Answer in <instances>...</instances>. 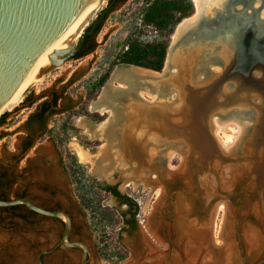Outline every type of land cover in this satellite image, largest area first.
Instances as JSON below:
<instances>
[{
	"label": "water",
	"instance_id": "1",
	"mask_svg": "<svg viewBox=\"0 0 264 264\" xmlns=\"http://www.w3.org/2000/svg\"><path fill=\"white\" fill-rule=\"evenodd\" d=\"M251 1L230 0L229 3H226V6L222 7L224 10L218 9L216 16H205L198 28L192 29L182 36L180 42L176 44V48H178L176 50L181 52L182 47L186 45L185 41L193 40L197 34L206 36L213 26L219 23L222 24L221 21L236 14H242V11L236 8V5L249 4L250 6ZM255 1L253 0V2ZM105 2L106 0H0V112L19 90L38 56L45 48L51 55L50 58L54 66L65 64L81 51L85 37L94 33L97 27L102 25L108 14L111 13L115 2L111 3L102 12L99 19L91 26V29L81 35L79 41H76L75 35L89 15L96 9V16ZM187 46L188 50L184 56L189 57V61H191L194 49L190 45ZM172 47L173 44L171 43L169 50ZM168 55L162 72H165ZM50 66L46 67L44 71ZM126 67L144 68L132 64H118L104 85L102 93L112 81L117 70ZM234 69L235 62L228 65L224 61L222 72L214 73L212 70H207V75L205 76L207 79L195 80L196 69L194 67H188L187 74L184 75L183 73L182 76L180 75L181 68L176 67L169 70L164 77L158 78L160 81L163 79L164 81H161L159 85H155L156 87L143 85L140 86V89H131L129 84H121L116 81L114 89L120 96L113 99L114 102L118 101V110L111 105H108L109 107L107 108V111H117L124 115L121 122L124 126L129 123L130 119V114L125 110V105L132 103L149 106L156 112L152 120L154 132L149 133L148 137L145 136L146 134H142L132 139L134 143H138V147H143L145 139H149L150 136L157 138L159 135L156 133L160 134L162 140H174L177 142L182 140L184 142L186 147L185 158L177 169L170 170L164 165H158L156 168L151 169V176H149V173L145 175L147 180L150 181L148 183L150 186L157 187L161 185L162 189H166V192L167 185L165 182L186 183L191 189L192 193H190L199 196L205 210L213 208L215 204L217 210L218 205L222 201L226 202L228 212L220 234L225 244L222 248H219L212 242L211 244L207 242L208 247L214 252L213 257L215 259L216 255H222L229 250L231 217L233 213L237 214L236 205L228 192L238 186L237 183L246 173L249 174L246 176L255 186L258 197L257 209H259L264 219L261 186V182L264 180V170L262 169L264 166V67L242 74L234 72ZM129 90L132 94L135 93L131 100L123 96ZM139 90L157 91L158 93L163 91L165 96L162 98L166 97L167 101L172 102L170 104L165 102L164 104L160 102H145L141 100L142 98L140 99ZM174 95L175 98H173ZM239 99L242 101H239ZM162 105L166 106L167 109L159 108ZM236 108H242V111L248 113L251 109L254 111L251 116L244 112L253 117V123L248 127V135L246 137L247 139L251 137L252 140L255 139L254 143H252V148L255 151L249 156L241 147H239L237 153L222 150L213 135V117L215 115H229ZM90 109L91 111H96L92 108V105ZM159 110L162 111L160 114L161 119L156 115ZM3 113L0 114V117ZM86 121L93 126H99L90 119H86ZM120 139L123 140V134ZM250 155L253 157H250ZM143 156L145 157V154ZM245 156L249 157V159L243 162L245 161ZM144 163H148L146 157ZM154 175L160 180H154L152 178ZM223 175L224 178L222 177ZM225 190L227 193H225ZM17 204H25L29 208L46 215L64 217L67 220L66 235L68 236L72 226L68 214L62 211H51L41 208L25 197L11 200L0 199V206ZM238 223L240 224L239 218ZM262 229L264 234V224ZM237 230L246 258L247 253L241 230L240 228ZM260 243L262 248H264V237L260 240ZM71 245H81L87 251V246L84 243L75 242ZM84 259H86V255ZM255 264H264V251Z\"/></svg>",
	"mask_w": 264,
	"mask_h": 264
},
{
	"label": "rangeland",
	"instance_id": "2",
	"mask_svg": "<svg viewBox=\"0 0 264 264\" xmlns=\"http://www.w3.org/2000/svg\"><path fill=\"white\" fill-rule=\"evenodd\" d=\"M141 3L142 0H130L125 6L118 5L114 7L115 11L108 14L102 23L101 30L96 37L98 47L92 54L82 58L73 57L65 64L59 66L51 65L47 70H45L41 75V80L33 84L32 87L26 92L22 101L20 102V105L16 106L12 110L7 109L5 111L19 112L20 114L18 117H15L11 120L9 126L0 128V136L15 133L19 126L23 124V120L27 117V115H29L31 106H29L30 108L26 107H28V105H32V103L30 102V104L27 99H25L27 95L32 94L33 96H36L35 100L41 97H48V100L52 101V94L55 92L59 95H66L73 101L74 105H80V107L73 112L52 118V129L54 132L52 133L53 137L44 146L52 149L55 136H58L60 133H62L61 127L65 124L70 125L72 122H74L75 125L80 129L81 134H87L92 140H97L98 137L94 138L89 135L86 132V129L81 126V122L79 121L81 118L85 120L90 118L86 115L78 116L76 113L83 112L87 106L89 107V111L91 113H98V111H91L90 108L92 103L98 100L103 88L97 99L88 102L89 85L97 83L101 76L109 69L116 56L123 49L127 48L125 43L129 36H131L133 32L135 33V28H142L143 32L141 33V39L145 42H148L149 38L156 33L157 29L155 27L148 25L145 26L142 24L141 11L145 4L141 5ZM109 5L110 0H106L102 9L92 20H90L85 31H87L88 28L99 19L102 12L107 9ZM243 6V4H237L236 8L242 10ZM248 12L252 13L253 9L248 8ZM262 13H264V10ZM195 15L196 12L194 15L184 19L182 22L194 17ZM181 23L178 24L175 32L173 33L171 37V43ZM153 40L155 39H150V41ZM212 68H214V71L220 72V68H218V66H212ZM72 77L75 81L74 84L69 83ZM139 94V96H141L140 99L142 98L141 100L145 102L148 101L150 103H157V100L154 101L153 98L147 96L145 93L139 92ZM173 98H175V95ZM163 102L170 104L172 101L166 100ZM62 108L64 107L62 106L58 110H61ZM109 111L110 113L108 114H112L114 112L112 110ZM101 112L103 111H99L98 114H104ZM221 116L223 117V120L232 119V116L230 117V115ZM123 118L124 115L120 113L121 122ZM18 123H20V125H17V127L14 129H10ZM120 125L121 127H118L119 131L116 129L117 137L123 134V131L120 130L123 128V124L121 123ZM214 126L215 125L212 122L213 135L216 138V135L214 134ZM7 128L10 130H7ZM69 132L71 133L72 137L66 141L67 147L69 145L72 150L77 149L83 162L86 164L92 163V167L89 169L91 172L90 174L93 177L95 176L101 178L102 175L95 173L93 169V163L97 160L95 157L99 154L101 149H98L96 152L93 151L95 149H86L82 144L79 146L77 141L71 140V138L76 136V133H73L72 130ZM141 135L142 134H140V136ZM117 137L116 135L114 136L116 140ZM222 137L223 140H227V136L225 134H222ZM154 139L155 138L150 137L143 143L144 154L146 155L148 162V166L144 167V173H149V176H151L152 168L150 167L153 164L156 167L158 165H164L170 170H173L170 168L172 165L174 166V169L178 168V166L183 162L181 160V154H176L172 158H169L171 154L168 152L169 150L164 152L161 151L162 148L161 150L159 149L160 145L155 142ZM17 140L18 136L16 137L15 135H11L0 142V158L3 157L5 159L10 156L9 152L17 145ZM83 140L85 141V139ZM109 141L110 139L108 142ZM85 142L89 141L86 140ZM218 144L221 149L225 151V149H223L224 147L220 145L221 143L219 141ZM60 145L64 146L65 144L60 143ZM79 147L83 150L81 151ZM155 147L158 151L155 150ZM82 152L88 155L85 157H91L89 158L90 160L84 159V154L82 155ZM248 159L249 157H244V160L248 161ZM126 174L127 173L123 171L121 167H114L112 168L110 175L106 174L102 178H108L111 183H119V187L122 192H128L136 197L139 200V205L142 209L141 215L143 218V212L145 209H147V206L152 198V193L149 195L148 199L146 198V191L149 187L155 188V186L146 187L144 182H141L138 187H135L133 182H131V186H128V179L131 178H127ZM245 175L237 183L238 186L234 190L228 192L232 201L236 205L237 214L233 213L231 217V233L229 235L230 248L224 254L216 255V259L213 257V254L211 253L212 251H210L209 248L205 246L207 242L208 244H211L212 242V244H215L219 248H222V246L225 244L220 236L221 233H219L221 216L216 210V204L213 208L205 210L201 204L199 196L196 194H191L192 192L189 185L182 182H168L171 188H168V191L166 192L167 197L163 202L162 209L160 211L161 216H165L166 227L163 236L161 235L163 240H157L159 242L161 241L159 246L146 240L148 234L142 225V231L131 236L128 231L120 229L122 227V223L119 222L118 219L110 222L109 218L103 217L99 212L95 213V209L93 210L90 207L86 224L89 228V233H92L93 235L92 238H89L93 259L97 262H100L103 259L104 263L106 264H255L262 256L263 251L260 253L252 252L250 248L251 244L249 237L252 236L253 238H258L260 240L263 239L264 234L262 227L264 224V219L261 216L259 209H257L258 197L256 195L255 186ZM156 180L159 181L158 177ZM179 184L184 186L186 185L188 188L181 190L180 186H178ZM159 187L162 188L161 185ZM100 193L102 197V204L105 206V208L110 209L112 214L120 216L116 210L118 209L119 205L117 200L112 198L109 194L102 192ZM225 193H227L226 190ZM103 205L101 206L103 207ZM238 218L240 220V224L238 223ZM238 228L241 230V235L246 248V258L239 241ZM99 248L103 253L108 254V256H103L101 258V256L98 254V250H100ZM121 255H125L126 259L122 260ZM25 260L21 263L18 261L17 264H35L32 262L31 257L28 258V261Z\"/></svg>",
	"mask_w": 264,
	"mask_h": 264
},
{
	"label": "flooded vegetation",
	"instance_id": "3",
	"mask_svg": "<svg viewBox=\"0 0 264 264\" xmlns=\"http://www.w3.org/2000/svg\"><path fill=\"white\" fill-rule=\"evenodd\" d=\"M129 1L110 0V4L115 2L111 13L115 11L114 7L125 6ZM150 1L142 0L141 5H146ZM255 2L252 0L250 6L243 4L240 10L242 14H236L221 21L222 24L213 26L206 36L197 34L193 40L185 41L186 46L190 45L193 48L196 45L205 48V53L212 58L210 61L213 66L215 67L216 64L220 72L224 65L222 53L229 49L236 59L234 72L242 74L264 67V16L262 14L264 1L262 0L258 6H254ZM248 8L253 9V12H248ZM91 35L93 33L85 37L80 51L83 53L90 50L86 56L92 54L98 47L96 45L93 49L95 43L92 37L89 38ZM211 70L214 71V68ZM214 73L217 72L214 71ZM259 75L262 76L260 73ZM55 94L58 93L54 92L53 98ZM41 106L42 104L37 106L33 112ZM62 106L64 108L58 110ZM79 107L80 105H74L66 95H62L57 106H52L43 115L30 121V114L33 113L31 112L23 120V124H19L15 133L0 138L1 142L11 135H18L17 145L9 152L10 156L5 159L0 158V199L29 198L41 208L68 214L72 223L67 236V220L64 217L46 215L25 204L0 206V264H17L18 261L21 263L25 259L28 261L30 257L35 264H106L103 259V262L93 259L89 244V238L93 235L89 233L86 224L90 208L87 203L91 198L92 192L90 191L93 190L109 194L117 200L119 212L125 214L121 230H126L133 236L142 231V225L148 234L146 240L157 246L161 244V241L157 240H163L162 236L166 227L165 216L160 214L162 204L167 197L166 189L148 188L146 198L148 199L151 193L152 198L142 218L139 200L128 192H122L119 183H111L108 178H102L104 174L101 178L93 177L89 170L92 163L83 162L77 149L72 150L69 145L67 147L66 143L61 146L55 138L52 149L44 146L53 137L52 118L73 112ZM101 113H104L100 114L104 119L97 123L95 121L96 124L101 125L111 115L108 114L110 111ZM71 140L77 141L79 146L82 144L86 149H95L93 151L96 152L108 143L107 138L98 137L97 140H92L90 136L83 135L81 132ZM125 151L129 149L125 148ZM82 167L85 174L81 173ZM156 178L153 179L156 180ZM86 183L90 186L87 187ZM165 183L168 191L171 186L168 182ZM80 185L83 186L82 190H78ZM91 185H95L96 188L92 189ZM101 185L118 187L127 199L120 200L114 197L112 192L102 190ZM178 186L181 190L188 188L186 185L179 184ZM75 242L84 243L87 251L81 245H71ZM98 254L101 258L107 256L101 249L98 250ZM85 255L86 259H84Z\"/></svg>",
	"mask_w": 264,
	"mask_h": 264
},
{
	"label": "bare ground",
	"instance_id": "4",
	"mask_svg": "<svg viewBox=\"0 0 264 264\" xmlns=\"http://www.w3.org/2000/svg\"><path fill=\"white\" fill-rule=\"evenodd\" d=\"M193 1L196 7V15L192 18L185 20L179 25L173 37V41H172L173 47L169 50L168 61H167V66L165 68V72H156L150 69L136 68V67H126V68L118 69L112 81L104 89V92L100 96L99 100L92 103V108L94 110L103 111V112L107 111V108L109 107L108 105L114 106L118 110V101L114 102L113 99L114 97L120 96V94H118L115 91L116 89H114V83L116 81H119L121 84L124 83L129 84L131 89H135V88L140 89V86L143 85H148V86L150 85L156 87L155 85H159L161 81H164V79L160 81V79L158 78L164 77L169 70H172V68H176V67L181 68V73H180L181 76L183 75V73L184 75L187 74L188 67L191 68L194 67L196 69L195 72L196 75H194V79L195 80L205 79V76L207 75V70H211L213 66L212 62L210 61L212 60V58L210 55L205 53L206 51L205 48L197 47L195 45L193 47L194 50L192 51L193 54L191 57V61H189V57L184 56L185 52L188 50V47L184 45L180 50L182 52L181 53L178 52V50H176L178 49L176 48L177 47L176 44L180 42L182 36L186 34L188 31L198 28L201 25L202 20L205 16L206 17L216 16V13H218V9L224 10V8L222 7H224V5L226 6V3H229L230 0H193ZM261 2L262 0H256L255 2L256 4H254V6L260 5ZM95 13H96V9L89 15V17L81 25V27L79 28V30L75 35L76 41L79 40L81 35L84 33L90 20L94 18ZM262 14L264 15V13ZM50 56L51 55L48 53L46 48L40 53L34 65L32 66L31 70L29 71L27 77L25 78L23 84L20 86L16 94L10 99V101H8L7 104L3 107L0 114L2 112H5L7 109L12 110L16 106L20 105V102L22 101L26 92L32 87L33 84L41 80V75L44 69L52 65ZM201 56H203V58H201ZM222 56H224L223 59L225 63L228 65L236 61L234 54L230 49L223 52ZM215 66L217 65L215 64ZM139 91L145 93L147 96H150L151 98H153L154 101L155 100H157V102L161 101L160 102L161 104H164L163 101L167 100L166 97L162 98L163 96H165V94H163V91L161 93L160 92L158 93L157 91H155L156 93L150 92V90L149 91L139 90ZM125 94H123V96L125 98H130V100L135 95V93L132 94L130 90L127 91ZM241 99H239V101H242ZM159 108L163 110L167 109V107L163 105L160 106ZM125 110L127 113L130 114V119L128 121L129 123L126 122L128 124L125 126L123 125L124 127L122 126L123 128L120 129L123 131V140L120 139V136L117 137L116 134V129L119 131L118 127H121L120 125L121 121L119 122L120 113L117 111L113 112L110 115V117L99 126H93L92 124L84 120L80 121L81 126H83L86 129V132L92 137L94 138L106 137L108 140L112 138L108 143H105L101 147V151L95 157L97 160L93 163L94 165L93 169L95 173L100 175L104 174L105 176L106 174L110 175L112 168L121 167V169L127 173L126 174L127 178H131L128 179V184H131V182H133L134 186L138 187L141 182H144L146 184V187H149L150 185L148 183L150 181L147 180V176L144 173L145 169H142L143 166H148V164L144 163L146 157V155L145 157L143 156L144 147H138L137 146L138 143L137 142L134 143L132 139L140 136V134H146L145 136L148 137L150 135L149 133L154 132L155 129H154V125H152V120L156 112L152 110V107L136 105L132 103L129 105H125ZM161 112L162 111L159 110V112H157L156 114L157 117L160 119H161L160 116ZM244 112L248 113L246 111H242V108H236L229 113L230 117L232 116V119L223 120L222 116L220 117L218 115L217 116L215 115L213 117L212 122L215 125L214 134L216 135L217 138L216 140H218L221 143L220 145L224 147L223 149H225L226 152L237 153L239 151V147H241L243 151L246 152L247 156H249V154H252L255 151L252 148V143H254L255 139L252 140L251 139L252 137L250 139H247L246 137L248 135V127L253 123L252 122L253 117L250 116L254 113V111L252 109L250 110V112L248 113L250 116L248 114H245ZM156 134L159 136L155 138L154 141L160 145L159 149L161 150L162 148L161 151L164 152L166 150H169L168 152L171 153L169 158H172L176 154H181V160L184 161L185 158L184 152L186 147L184 146V142L182 140L178 142L174 140L172 141L164 140V139L162 140L160 134L159 133ZM222 134H225L227 136V140L222 139L223 138ZM115 135L117 137V140L114 138ZM146 140L147 138L145 139V141ZM122 148L124 149V151L125 148L127 150L129 149V151H125V152L123 151L124 152L123 153ZM80 150L82 151L81 148ZM155 150H157L156 147ZM83 154L84 153L82 152V155ZM85 156L88 155L84 154V159L90 160L89 158L91 157L87 158ZM250 157L253 156L250 155ZM172 167L170 168L174 169L173 165ZM150 168L154 169L156 168V166L153 164ZM262 169L264 170V166L262 167ZM155 176H153L152 178L155 179ZM222 177L224 178V175ZM262 182H261L262 194H263L262 200L264 202V180ZM217 212L221 216L219 233H222L221 229H223L224 227L226 221V215L228 212V206L224 201H222L218 205ZM249 240H250V244H251L250 248L252 252L260 253L264 251V248H262V245L260 243V239L253 238L251 236L249 237ZM205 246L209 248L207 243L205 244ZM209 250L211 251L210 248ZM211 253L214 254V252Z\"/></svg>",
	"mask_w": 264,
	"mask_h": 264
},
{
	"label": "trees",
	"instance_id": "5",
	"mask_svg": "<svg viewBox=\"0 0 264 264\" xmlns=\"http://www.w3.org/2000/svg\"><path fill=\"white\" fill-rule=\"evenodd\" d=\"M196 12L195 3L193 0H151L148 2L141 11V21L143 25L153 26L155 27L161 35L153 41L145 42L141 39L142 28L136 27L135 33L126 41V49H123L115 58V60L111 63L109 69L101 76L97 83L89 85L88 89V102L97 99L99 96L102 88L109 80L113 70L118 64L125 63V64H132L139 67H144L147 69H151L153 71L161 72L167 60L168 50L171 44V37L175 32L176 27L179 23H181L184 19L191 17ZM102 25L98 26L93 35L89 36L92 37L95 45L93 49L96 48V37L101 30ZM91 27L88 28L90 30ZM90 50L86 52H79L75 57L82 58L85 57ZM75 77V76H74ZM71 84H74V78L70 80ZM62 98V95L55 94L52 101L46 100L42 103L40 109L36 110L35 112L30 114L29 120L31 121L35 117L43 115L45 112L51 109L52 106H57L59 104V100ZM89 104V103H88ZM33 105V104H32ZM31 105V106H32ZM11 112H4L0 117V126L6 123V120L10 116ZM78 116L86 115L94 122L101 121L104 118L101 117L97 112L91 113L89 111V107L87 106L83 112L76 113ZM62 133L58 136H55V139L58 140L60 143H66V141L72 137L70 130L73 133L79 134L80 129L75 125L74 122L70 123V125L65 124L61 127ZM53 129H52V132ZM53 135V134H52ZM4 137V136H0ZM84 168L82 167L81 173L85 174ZM89 179V178H88ZM87 187L90 186L86 183ZM102 190H106L107 192H112L114 197L123 200L124 198L127 199V196L123 195L118 187H113L109 185H101ZM83 186H79L78 190H82ZM91 188H96L95 185H91ZM79 192V191H78ZM93 194H92V193ZM90 201L87 203L89 207L93 210L95 209V213L99 212L103 217L109 218L110 222H113L115 219H118L119 222L122 224L124 223L123 217L125 214L119 212L116 209L120 216H116L112 214L110 209L105 208L102 204V197L99 190L90 191ZM103 205V207L101 206ZM102 207V208H101ZM108 256V254H106ZM121 259L125 260L126 256L121 255Z\"/></svg>",
	"mask_w": 264,
	"mask_h": 264
},
{
	"label": "crops",
	"instance_id": "6",
	"mask_svg": "<svg viewBox=\"0 0 264 264\" xmlns=\"http://www.w3.org/2000/svg\"><path fill=\"white\" fill-rule=\"evenodd\" d=\"M34 95H35V94H34ZM35 97H36V96H33V95L31 94V95H27L26 98H25V99H27V101H28L29 103L31 102V103L33 104L32 106H31V105H28V107H26V108H30L29 106H31V109H30L29 114H30L31 112H33L37 106L41 105L44 101L48 100V97H41V98H38V99H36V100H35ZM31 103H30V104H31ZM19 114H20L19 112H11V113H10V116H9L8 119L6 120V123L4 124L3 128L6 127V126H9L11 120L14 119L15 117H18ZM81 120L86 121V120L83 119V118H81L80 121H81ZM86 122H88V121H86ZM88 123H89V122H88ZM19 124H20V123L14 125V126L11 127L10 129H14V128H16L17 125H19ZM10 129L7 128V130H10ZM15 136L17 137L18 135H15Z\"/></svg>",
	"mask_w": 264,
	"mask_h": 264
},
{
	"label": "built area",
	"instance_id": "7",
	"mask_svg": "<svg viewBox=\"0 0 264 264\" xmlns=\"http://www.w3.org/2000/svg\"><path fill=\"white\" fill-rule=\"evenodd\" d=\"M159 37V33H158V31L156 30V33L152 36V37H150L149 38V40L148 41H150V39H156V38H158Z\"/></svg>",
	"mask_w": 264,
	"mask_h": 264
}]
</instances>
